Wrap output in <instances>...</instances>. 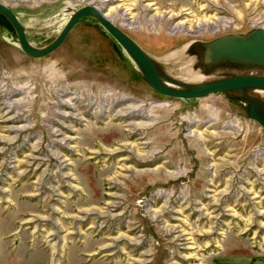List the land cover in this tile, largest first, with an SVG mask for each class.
<instances>
[{"label":"rangeland","instance_id":"rangeland-1","mask_svg":"<svg viewBox=\"0 0 264 264\" xmlns=\"http://www.w3.org/2000/svg\"><path fill=\"white\" fill-rule=\"evenodd\" d=\"M90 2L0 0L34 48ZM92 4L129 8L114 24L173 88L237 73L191 81L184 46L264 38V0ZM249 95L155 91L89 14L32 57L0 13V264H264V111Z\"/></svg>","mask_w":264,"mask_h":264},{"label":"water","instance_id":"water-1","mask_svg":"<svg viewBox=\"0 0 264 264\" xmlns=\"http://www.w3.org/2000/svg\"><path fill=\"white\" fill-rule=\"evenodd\" d=\"M0 13L3 14L12 24L20 44V47L25 54L32 57H39L46 55L55 50L65 39L68 32L74 26V24L85 15L94 16L99 23L128 51V53L134 58L141 72L149 85L157 92L174 98H194L203 96L205 94L215 91H238L246 92L247 88H259L264 89V78L259 76L241 74L232 75L206 83H202L197 86H189L184 88H173L165 84L157 74L154 65L150 57L142 50V48L124 33L120 28L110 21L103 18L92 6L87 5L76 10L69 18L67 23L63 26L58 36L47 46L43 48L32 47L26 39L24 29L20 24L16 15L6 7V5L0 3ZM243 51L245 54L258 55V47L264 48V38L261 40L246 41L244 40ZM253 46V47H251ZM247 54V55H248ZM246 97V96H245ZM250 97H246L248 99Z\"/></svg>","mask_w":264,"mask_h":264},{"label":"bare ground","instance_id":"bare-ground-1","mask_svg":"<svg viewBox=\"0 0 264 264\" xmlns=\"http://www.w3.org/2000/svg\"><path fill=\"white\" fill-rule=\"evenodd\" d=\"M92 2H97V0H91V2L88 3V5L92 6L103 18L110 21L112 24H114V19H116V17H119L121 22H123L125 24L131 23L133 21L131 19L132 16L128 15V14H131V12H129V8L124 7L125 8L124 11L123 12L121 11V13H120L119 11H117L118 10L117 7L109 6V7H107L106 11L102 12L100 9L101 7H99L98 4H92ZM103 4H104V2L102 3V5ZM152 4L153 3H149V5H152ZM116 12L118 13V16L115 17ZM184 22H186V21H179V22H177L176 25L179 28V26L181 24H183ZM199 22H197V23H199ZM210 22H211V20H210ZM203 23H204V21H203ZM189 26H190V24H188V28H190ZM206 26H208V24ZM173 28H174V26H173ZM244 40H245L244 37H231V36H229V37L222 38L220 40L214 41V42L209 43V44H202L199 42L190 43L187 46H184L182 50H180L181 53H183L185 56L189 57L187 61H183V67H184L183 70L186 71V73L189 74V76H191V77L194 76V72H196V71L200 72L199 77H195L196 76L195 75L194 77L196 79L191 78L190 79L191 81H199V80H201V78H204V77H215V76L218 77L220 75V73H222V72H220V69H225V68L226 69L223 70V71H225V73H230L231 71H237V73L226 74L227 76L247 74V75L259 76V77L264 78V48L258 47V49H257V52H259L258 55H253V54H248V53H247L248 54L247 55L243 51L244 46L242 43H244ZM251 47H253V46H251ZM202 52L206 53V60L208 62V64L204 65V66L199 64L200 62H199V58H198L199 57L198 55L202 54ZM152 64L154 65V68L156 69L153 61H152ZM217 70H219V72H217ZM216 73H218V76L215 75ZM157 74H158V72H157ZM227 92H231L234 94H241L243 96V98H245V99H246V97H250V95H249L250 93H252V96L255 93L256 98L252 99V100L256 101V103H257L256 105H260L261 110L264 111V89L247 88L246 92H242L241 90L227 91ZM250 98H248V99H250ZM70 107H72L75 110V113L78 110V108H76L75 106H69V109H72ZM71 113H74V112H71ZM71 113L70 112H64L63 114L64 115H68V114L70 115ZM81 119L83 120V118H81Z\"/></svg>","mask_w":264,"mask_h":264}]
</instances>
